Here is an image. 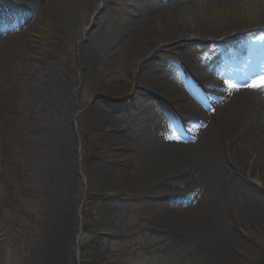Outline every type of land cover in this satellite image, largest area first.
Returning <instances> with one entry per match:
<instances>
[{
  "label": "rangeland",
  "instance_id": "obj_1",
  "mask_svg": "<svg viewBox=\"0 0 264 264\" xmlns=\"http://www.w3.org/2000/svg\"><path fill=\"white\" fill-rule=\"evenodd\" d=\"M91 4L78 0L69 39L51 59L36 55L27 35L48 25L49 7L0 0V264H264V163L251 159V148L222 141L234 132L223 131L221 120L197 141L184 137L178 117L191 118L197 132L209 121L197 120L188 102L171 107L143 83L129 93L104 92L91 70L86 77L87 60L76 49L87 30H97L83 22L88 11L90 21L101 12ZM128 38L111 33L95 51L113 85L131 80V70L142 75ZM195 53L161 52L153 60L164 59L157 76L197 102L203 115L208 107L184 83V69L202 79ZM250 90L258 107L246 138L254 144L264 139V90ZM97 106L107 117L103 125L95 122ZM172 168L190 170L194 180L174 183L173 169L171 183L156 186V173Z\"/></svg>",
  "mask_w": 264,
  "mask_h": 264
},
{
  "label": "bare ground",
  "instance_id": "obj_2",
  "mask_svg": "<svg viewBox=\"0 0 264 264\" xmlns=\"http://www.w3.org/2000/svg\"><path fill=\"white\" fill-rule=\"evenodd\" d=\"M91 1V9L100 8L101 12L90 21L91 13L88 11L83 14V22L86 24L92 22L98 31L87 30L84 41L78 43L76 49L80 53V57L84 58L83 61L85 62V58L87 60L83 66L86 77H89L91 70L93 77L90 78L100 83L104 92L113 91L112 93L119 94L125 91L124 93H129L130 87L143 83L151 86L154 92L164 97L171 107L170 102H174L176 107L180 105L178 101L188 102L191 110L196 109L200 114L197 115V120L202 118V120L204 118L208 120L209 118V121L198 132L199 135L196 132L190 135L186 133V135L196 141L204 131L211 129V126L213 130L215 122L221 120L223 121L221 125L223 131L230 129L234 132L233 138H225L222 141L224 140L227 144L240 143L246 148V151L251 148V151L248 150L251 152L249 155L251 159L256 158L258 164L264 163V139L253 144L246 138L248 133H252L255 128L254 119L257 117L258 99L250 87H240L239 90H236L229 86L230 83L243 85L247 83L249 77L243 72L237 73L235 77H230L225 70L227 67L248 69L252 61L259 63L260 57H264V42L260 40L259 35H254V33L264 34V0H102L99 7H96L99 0ZM33 2L41 3L45 8L49 7V20L48 25L40 27L36 25V30L30 29L27 35L30 42L35 45L33 47L36 55L56 59L59 51L62 50V45L66 44L65 41L69 39L68 36L65 37V34L66 30L72 26V18L78 12V0H33ZM81 13L79 12L80 15ZM118 26L121 27L119 34L115 32ZM96 32L98 35L95 36ZM111 33L116 35L118 40L123 36L129 37L126 42L132 52V58L137 61L134 65L139 67V71L142 72V75H134L131 70L129 75L131 80L123 81L118 86L105 81L106 77L99 69V53L95 52ZM100 37H102L101 40ZM202 42L204 45H201ZM252 45L258 49L257 55L242 56V53L249 51ZM182 49L197 52L195 54L200 57L199 62L202 65L200 78L202 79L198 81L202 86H205L206 93L216 96L211 98L213 103H207L209 113L204 111L202 115V111L198 108L199 104L190 100L189 96L182 91H176L165 81L164 77L157 76L158 72L163 69L161 65L164 59L160 62H155L153 59H157L161 52L172 54L179 53V50ZM88 50H91L89 55H87ZM143 55H146L144 61H142ZM237 56L238 59H236ZM194 61V63L197 62L196 59ZM166 63H171V61H165L164 64ZM213 75H217L219 81H216ZM239 75L240 77H238ZM184 81L191 83L188 75L184 77ZM216 83H219L220 91L210 88L212 84ZM109 85H113L112 89ZM194 94L207 102L206 94L203 95L199 92H194ZM165 101L164 103L167 104ZM178 108L180 109V107ZM98 109H100V113L98 118H95V122H100L103 125L107 117L102 114L104 110L101 106H97L95 115ZM204 115L208 117H203ZM188 119L191 118L181 116L178 121L183 123V127H188ZM102 125L99 124V127ZM104 139V135H101L97 141H104ZM165 152L169 154L173 151ZM171 155L174 154H169V156ZM209 159L205 166L208 173H211ZM158 163L156 162L155 165ZM173 169L175 174L172 178L177 176V178H173L174 183L182 184L194 180V174L192 175L190 170L185 174L184 171H176L175 168H172L164 171L163 174L156 173L154 177L157 179L156 186L163 189L161 185L170 182L169 175L172 174ZM212 171L215 175L218 173V168L212 166ZM71 179L70 171L63 173V180L67 186L70 184L69 181H72ZM200 179L198 176L196 181L199 182ZM127 186L128 183L123 182L119 189L124 192ZM206 209L207 216L211 218L213 209L210 207ZM254 214L257 218L262 213L260 209L256 208ZM62 231L64 232V227H62Z\"/></svg>",
  "mask_w": 264,
  "mask_h": 264
},
{
  "label": "snow or ice",
  "instance_id": "obj_3",
  "mask_svg": "<svg viewBox=\"0 0 264 264\" xmlns=\"http://www.w3.org/2000/svg\"><path fill=\"white\" fill-rule=\"evenodd\" d=\"M254 35H259L260 40L264 42V34L254 33ZM229 86L236 90H239L240 87H253L259 90H264V74H256L250 83L244 85L230 83Z\"/></svg>",
  "mask_w": 264,
  "mask_h": 264
}]
</instances>
